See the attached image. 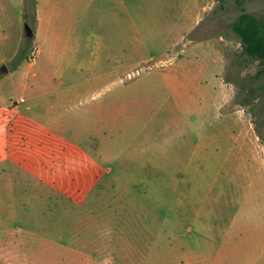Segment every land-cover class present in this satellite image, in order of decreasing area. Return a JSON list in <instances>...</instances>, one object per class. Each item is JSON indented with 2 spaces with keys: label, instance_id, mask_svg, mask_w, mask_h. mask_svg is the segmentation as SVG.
<instances>
[{
  "label": "rangeland",
  "instance_id": "1",
  "mask_svg": "<svg viewBox=\"0 0 264 264\" xmlns=\"http://www.w3.org/2000/svg\"><path fill=\"white\" fill-rule=\"evenodd\" d=\"M240 12L0 0V264H264V72Z\"/></svg>",
  "mask_w": 264,
  "mask_h": 264
},
{
  "label": "trees",
  "instance_id": "2",
  "mask_svg": "<svg viewBox=\"0 0 264 264\" xmlns=\"http://www.w3.org/2000/svg\"><path fill=\"white\" fill-rule=\"evenodd\" d=\"M33 16L36 18V0H31ZM241 12L232 22L233 30L238 34L242 42L243 52L253 59L259 60L258 74L264 72V16L259 17L256 13L247 10L244 0H238ZM20 55H26L23 48Z\"/></svg>",
  "mask_w": 264,
  "mask_h": 264
},
{
  "label": "water",
  "instance_id": "3",
  "mask_svg": "<svg viewBox=\"0 0 264 264\" xmlns=\"http://www.w3.org/2000/svg\"><path fill=\"white\" fill-rule=\"evenodd\" d=\"M25 32L27 35L33 34V29L28 22H25ZM1 72H8V69L5 63L2 65Z\"/></svg>",
  "mask_w": 264,
  "mask_h": 264
},
{
  "label": "built area",
  "instance_id": "4",
  "mask_svg": "<svg viewBox=\"0 0 264 264\" xmlns=\"http://www.w3.org/2000/svg\"><path fill=\"white\" fill-rule=\"evenodd\" d=\"M37 55V51L34 50L33 53L31 54V57H35Z\"/></svg>",
  "mask_w": 264,
  "mask_h": 264
}]
</instances>
